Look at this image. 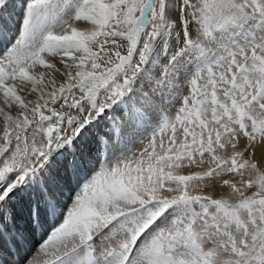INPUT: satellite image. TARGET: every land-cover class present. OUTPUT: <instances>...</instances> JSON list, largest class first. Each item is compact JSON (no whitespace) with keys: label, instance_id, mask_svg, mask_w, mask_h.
<instances>
[{"label":"snow or ice","instance_id":"1","mask_svg":"<svg viewBox=\"0 0 264 264\" xmlns=\"http://www.w3.org/2000/svg\"><path fill=\"white\" fill-rule=\"evenodd\" d=\"M19 3L0 264H264V0Z\"/></svg>","mask_w":264,"mask_h":264},{"label":"bare ground","instance_id":"2","mask_svg":"<svg viewBox=\"0 0 264 264\" xmlns=\"http://www.w3.org/2000/svg\"><path fill=\"white\" fill-rule=\"evenodd\" d=\"M20 10H21V9H20V3H19V0H16V5H15V7L12 8V9H10V11H11L12 14L18 19V18H19V17H18V13L20 12ZM81 26H84V25H81ZM262 154H264V151H262L260 148H257L255 158L259 160L260 157L262 156ZM220 190H221V189H217V190H216V194H217V195H220V193H221ZM223 191H224V190H223ZM20 214H21V216H22L23 218L26 219V215H27L26 208H21V209H20ZM3 259H4L5 261H10V260H12V256L9 255V254H7V253H5Z\"/></svg>","mask_w":264,"mask_h":264},{"label":"rangeland","instance_id":"3","mask_svg":"<svg viewBox=\"0 0 264 264\" xmlns=\"http://www.w3.org/2000/svg\"><path fill=\"white\" fill-rule=\"evenodd\" d=\"M172 111L174 112V111H175V108H173ZM260 158H261V157H260ZM262 166H264V165H262ZM223 190L226 191L227 189H221L220 191H223ZM216 195H217V194H216ZM217 196H219V195H217Z\"/></svg>","mask_w":264,"mask_h":264}]
</instances>
